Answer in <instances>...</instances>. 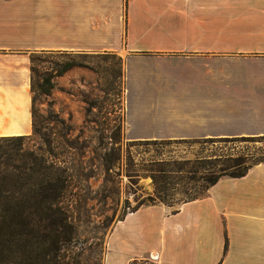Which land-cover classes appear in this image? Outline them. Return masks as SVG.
I'll return each instance as SVG.
<instances>
[{
    "label": "crops",
    "instance_id": "0c3cea01",
    "mask_svg": "<svg viewBox=\"0 0 264 264\" xmlns=\"http://www.w3.org/2000/svg\"><path fill=\"white\" fill-rule=\"evenodd\" d=\"M123 59L136 138L264 135V0H0V137L35 129L32 54ZM264 264V162L118 220L104 264Z\"/></svg>",
    "mask_w": 264,
    "mask_h": 264
},
{
    "label": "rangeland",
    "instance_id": "374dc122",
    "mask_svg": "<svg viewBox=\"0 0 264 264\" xmlns=\"http://www.w3.org/2000/svg\"><path fill=\"white\" fill-rule=\"evenodd\" d=\"M32 59L35 129L25 141L0 137V172L29 175L43 162L44 173L59 177L69 168L73 193L65 212L16 220L0 243V264H104L109 235L126 214L160 203L175 210L207 195L202 158L234 154L247 165L264 159V140L198 142L242 135L136 138L125 128L124 62L117 54L40 51ZM181 139L187 142L175 141ZM159 169L174 172L167 187L155 183Z\"/></svg>",
    "mask_w": 264,
    "mask_h": 264
},
{
    "label": "trees",
    "instance_id": "16d2710c",
    "mask_svg": "<svg viewBox=\"0 0 264 264\" xmlns=\"http://www.w3.org/2000/svg\"><path fill=\"white\" fill-rule=\"evenodd\" d=\"M32 62H34V59H32ZM77 64L78 63L76 61L68 63L63 73L67 70H70ZM63 73L61 72L60 74ZM49 84L52 88L54 87V83L50 79ZM49 92L50 89H47V93ZM27 137L28 136H12L2 137V139L25 141ZM262 140H264V135H242L220 137L218 138V140H215V138H206L204 139V141L198 142H221L226 144H235L239 142L250 143ZM175 141H180L178 143H181L182 141L187 142V140L185 139ZM142 142H146V144H150L151 142L158 144V141ZM1 159L2 157L0 156V162ZM244 162L245 159L243 157H236L234 156V154H227L226 156L217 155V157L215 158H202L201 160H199V163L202 164V167L206 171V173L203 175V179L206 181V187L210 189L215 183H217L221 178L225 176H244L254 165L264 162V159L258 160L257 162H255V164L249 165L244 164ZM218 163H220L219 166ZM165 165L171 166L170 163H167ZM44 168V163L42 162L41 164H39V169L33 167V172L29 175H25V173L21 172L14 178L10 177L7 171L0 172V243L5 242L6 239L4 238L9 235V228L13 225H16L15 223L19 224L16 220L22 218L25 214L42 213L46 211L51 213L67 211L66 202L69 195H72L73 193L71 191L72 182L70 180L71 176L69 168L67 170H64V174L60 175L59 177H53L44 173ZM109 169L112 168L109 167ZM153 172L155 183L157 185L166 183V187L169 180L173 177L170 175H174V172H169L166 169L154 170ZM188 173L196 174L197 172L192 170ZM139 208H137L136 210H138ZM123 218H121L120 220H122ZM26 221L27 219L24 220V222ZM149 261L150 258L148 257L136 258L132 261L131 264H156L150 263Z\"/></svg>",
    "mask_w": 264,
    "mask_h": 264
},
{
    "label": "built area",
    "instance_id": "2783aa9c",
    "mask_svg": "<svg viewBox=\"0 0 264 264\" xmlns=\"http://www.w3.org/2000/svg\"><path fill=\"white\" fill-rule=\"evenodd\" d=\"M149 262H150V263H156V260L150 259ZM145 264H148V263H145Z\"/></svg>",
    "mask_w": 264,
    "mask_h": 264
}]
</instances>
